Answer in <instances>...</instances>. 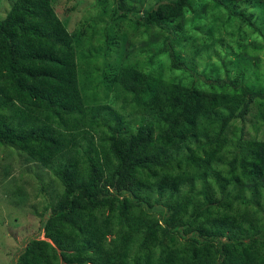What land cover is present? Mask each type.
I'll return each mask as SVG.
<instances>
[{
	"label": "trees",
	"instance_id": "1",
	"mask_svg": "<svg viewBox=\"0 0 264 264\" xmlns=\"http://www.w3.org/2000/svg\"><path fill=\"white\" fill-rule=\"evenodd\" d=\"M112 1V20L155 30L146 63L104 60L128 39L111 37V26L101 46L79 41L53 0H16L0 19V148L62 187L43 239L10 264H264V140L241 133L223 160L233 122L251 107L264 122V80L246 76L264 46L240 42H264V0H169L130 17L127 0ZM208 16L236 25L237 49L225 51L234 67L243 61L234 78L217 48L222 66L212 71L225 78L200 82L181 55L189 45L209 57L198 38L217 32Z\"/></svg>",
	"mask_w": 264,
	"mask_h": 264
},
{
	"label": "rangeland",
	"instance_id": "2",
	"mask_svg": "<svg viewBox=\"0 0 264 264\" xmlns=\"http://www.w3.org/2000/svg\"><path fill=\"white\" fill-rule=\"evenodd\" d=\"M14 1L16 0H0V19L5 16ZM167 1L169 0H127L124 7L129 10L128 17L135 16L134 13L141 16L147 9L155 7L157 3ZM52 6L70 33H75L78 39L81 38V35L86 34L87 37L91 38V45L94 43L95 46H101L104 30L111 26H113V30L108 32L111 37L116 36L118 40L128 39L131 47L126 49V44L122 43V47L120 46L116 51H113L108 55V58H104L112 65H116L119 60L137 61L143 64L148 59V51L153 52L152 46L147 45V43L149 38L153 40L155 30L150 29L147 32L140 27L134 32L130 27L132 23L129 20H112L113 12L116 9L112 0H53ZM243 7L244 2L240 4L239 8ZM255 9L252 7L246 13L254 12L257 16L259 13ZM208 13H210V9L207 11ZM214 22H216L218 29H216L217 32L213 33L212 40L208 30L198 32V38L202 39L204 44L212 46L208 54L209 57L202 53L197 58L189 45L185 46L181 52V55L186 57L187 64L195 71V75L200 76V82H204L207 76L225 78L223 74H215L212 71L214 66L220 68L222 66L221 62L213 55L215 48L219 49L220 56L226 61L229 77L234 78L240 72L239 69L244 68L243 61L238 67L228 63L234 57L228 56L225 52L228 47L235 51L237 49L236 42L240 40V37L236 25L219 28L220 23L212 20V17L209 16L204 25L210 27ZM78 39H75V43L78 44L79 51L81 49L79 41L82 38L79 41ZM240 42L247 47V50L250 49L251 43H259L264 46V42L258 36H253L247 41L240 40ZM125 51L128 52L127 58L123 55ZM263 52L259 54L262 63L258 64L259 67L255 65L246 75L251 78V82L264 80ZM101 56L97 59L96 64L98 66H101L100 64L103 62ZM153 69L160 74L157 65ZM257 70L258 74L254 73ZM163 72L166 76L168 75L166 69ZM203 72L204 76H201ZM256 114L257 109L251 107L244 121L233 122L231 130L237 129L236 134H228L229 143L226 144V151L223 152V160L232 159L233 154L237 151L233 138L237 139L241 133L244 140L253 138L264 140V122H259ZM61 192V185L48 170L41 168L36 162L15 149L0 148V264L15 263L30 239L36 237L43 239V233L38 234L40 222L49 215Z\"/></svg>",
	"mask_w": 264,
	"mask_h": 264
}]
</instances>
